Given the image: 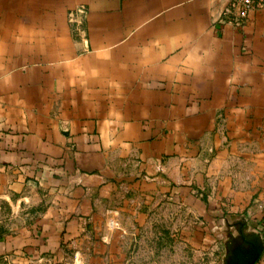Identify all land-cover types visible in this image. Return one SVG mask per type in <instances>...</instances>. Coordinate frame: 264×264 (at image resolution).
<instances>
[{"label":"crops","instance_id":"obj_1","mask_svg":"<svg viewBox=\"0 0 264 264\" xmlns=\"http://www.w3.org/2000/svg\"><path fill=\"white\" fill-rule=\"evenodd\" d=\"M227 2L0 0V264H131L162 215L264 264V8Z\"/></svg>","mask_w":264,"mask_h":264},{"label":"rangeland","instance_id":"obj_2","mask_svg":"<svg viewBox=\"0 0 264 264\" xmlns=\"http://www.w3.org/2000/svg\"><path fill=\"white\" fill-rule=\"evenodd\" d=\"M152 221L160 233L146 234V242L142 243L141 251L137 255L132 252L131 264H135L136 259L141 260L139 264H216L213 255H197L182 245L179 230L184 225L192 224L193 219L181 215L173 218L162 215ZM170 228L172 232L167 233Z\"/></svg>","mask_w":264,"mask_h":264},{"label":"built area","instance_id":"obj_3","mask_svg":"<svg viewBox=\"0 0 264 264\" xmlns=\"http://www.w3.org/2000/svg\"><path fill=\"white\" fill-rule=\"evenodd\" d=\"M260 8H264V0H228L222 13V19L240 25L252 10ZM83 13L84 10L78 8L74 13H70V19L76 18L77 14L82 15Z\"/></svg>","mask_w":264,"mask_h":264}]
</instances>
